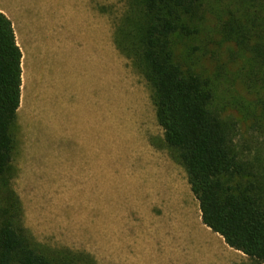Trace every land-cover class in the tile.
<instances>
[{"label": "rangeland", "instance_id": "rangeland-1", "mask_svg": "<svg viewBox=\"0 0 264 264\" xmlns=\"http://www.w3.org/2000/svg\"><path fill=\"white\" fill-rule=\"evenodd\" d=\"M230 1L205 0L200 31L174 47L185 67L210 79L211 110L264 180V65L218 30ZM0 6L23 53L0 224L10 209L33 241L89 264H263L203 223L152 88L118 45L131 26L129 0Z\"/></svg>", "mask_w": 264, "mask_h": 264}, {"label": "trees", "instance_id": "trees-1", "mask_svg": "<svg viewBox=\"0 0 264 264\" xmlns=\"http://www.w3.org/2000/svg\"><path fill=\"white\" fill-rule=\"evenodd\" d=\"M204 1L129 0L131 26L120 30L117 41L152 88L165 142L186 169L203 223L230 247L264 264L262 174L245 163L232 143L231 127L211 110L210 79L185 67L174 47L178 37L200 31ZM249 1L250 8L244 4ZM231 3L218 30L264 65V0ZM22 57L13 22L0 10V177L14 158L12 129L22 100ZM6 213L10 217L0 224V264H89L36 243L16 224L15 213Z\"/></svg>", "mask_w": 264, "mask_h": 264}, {"label": "crops", "instance_id": "crops-1", "mask_svg": "<svg viewBox=\"0 0 264 264\" xmlns=\"http://www.w3.org/2000/svg\"><path fill=\"white\" fill-rule=\"evenodd\" d=\"M1 8H2V7L0 6V10H1ZM2 11H3V10H2ZM3 12H4V11H3ZM5 13H6V12H5ZM6 14H7V13H6ZM7 15H8V14H7ZM14 28H15V27H14Z\"/></svg>", "mask_w": 264, "mask_h": 264}]
</instances>
